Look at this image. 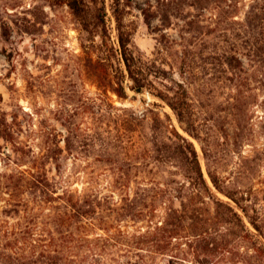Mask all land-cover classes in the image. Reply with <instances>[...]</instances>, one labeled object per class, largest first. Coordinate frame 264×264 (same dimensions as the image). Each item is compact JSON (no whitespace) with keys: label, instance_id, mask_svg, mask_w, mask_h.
<instances>
[{"label":"rangeland","instance_id":"1","mask_svg":"<svg viewBox=\"0 0 264 264\" xmlns=\"http://www.w3.org/2000/svg\"><path fill=\"white\" fill-rule=\"evenodd\" d=\"M250 1L130 0L125 7L131 51L151 63L157 89L176 90L186 101L178 120L166 102L147 90L136 93L126 86L123 100L104 90L96 52L82 49L80 26L67 6L0 0V257L30 255L31 238L49 239L46 230L29 232L33 195L15 187V176L33 159L49 178H65L69 189L94 195L101 204L120 206L133 199L142 207L140 215L122 210L113 220L102 212L88 231L91 238L94 232L104 236L112 226L122 230L115 239H129L162 221L165 208L178 207V200L159 197V189L178 188L180 201L187 204L192 187L182 156L158 151L173 128L192 144L216 196L229 201L209 175L250 199L264 225V59L255 44V37L264 34V12L248 22ZM105 9L110 42L116 46L109 0ZM155 114L162 125L152 130ZM179 136L173 139L183 145ZM21 195L23 206L17 204ZM205 206L211 214L210 203ZM206 228L213 235L205 242L190 236V245H181L188 252L184 260L156 254L153 264H264V254L250 242L221 236L218 223Z\"/></svg>","mask_w":264,"mask_h":264},{"label":"trees","instance_id":"2","mask_svg":"<svg viewBox=\"0 0 264 264\" xmlns=\"http://www.w3.org/2000/svg\"><path fill=\"white\" fill-rule=\"evenodd\" d=\"M51 2L67 6L77 20L82 32L80 45L84 51L96 52L105 91L108 90L123 100L128 96L126 86L136 93H144L147 90L166 102L177 119L181 120L185 110L184 98L177 95L176 90L169 93L168 90L157 89L151 79L157 76L153 66L141 56H136L129 47L130 33L125 29L123 16L130 0H109L110 13L115 21L116 46L110 42L107 31L105 0ZM263 12L264 0H251L245 11L246 20L249 22V19H260L259 14ZM95 38H98L96 44ZM255 38L256 51L259 57L264 59V34ZM126 80L130 82L129 85H125ZM152 119V130L162 125H158L161 122L159 115L155 114ZM166 127L164 125L165 129ZM172 134L164 138L166 147L163 145V150H157L166 155L169 153L172 157L178 154L182 156L181 166L192 187V191L186 195L187 204L180 201L182 194L178 188L159 189V194L154 191L159 197L169 202H173V198L178 200V207L170 204L165 208L162 221L129 239H115L114 235L122 234V230L112 226L105 228L104 236L94 232L91 238L88 231L96 226L94 220L99 219L102 212L106 214L107 220H113V216L120 214L122 210H127L132 215H140L142 207H137L133 199L120 206L110 202L101 204L94 195L92 197L85 192L69 189L65 178H49L42 167L35 165L33 159L29 169H22L15 176V187L33 195L34 205L29 209L33 225L29 232L40 235V232L46 230L49 239L43 241L39 237L31 238L27 245L31 248L30 255L20 253L13 256L4 253L0 257V264H153L156 254L169 255L170 261H182L188 252L182 249L181 245H190V236L199 244L205 242L208 235H213V231H209L206 226L217 223L222 226L224 233L220 234L216 230V234L243 238L250 242L258 253L264 254V225L255 205L240 194V191L221 187L217 179L209 175L215 190L223 193L229 201L217 197L203 177L192 144L180 137L174 128ZM178 136L183 145L177 144L173 139ZM167 160L175 164L174 159ZM55 170L59 172V164H55ZM20 194L24 195V192ZM23 195L17 200L20 206L26 204ZM193 199H197L198 204H193ZM206 203H210L212 207L211 214L205 206ZM203 213L207 216L201 217ZM42 216L45 221H42ZM39 218L41 220L37 221ZM26 232L27 230L24 231ZM130 248H135L136 251L133 252ZM205 248L206 245L202 247ZM129 254H135L136 258L129 257Z\"/></svg>","mask_w":264,"mask_h":264}]
</instances>
